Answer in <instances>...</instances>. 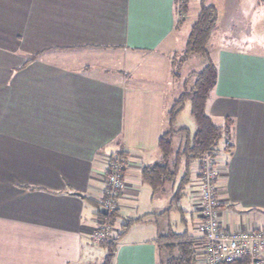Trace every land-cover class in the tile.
Wrapping results in <instances>:
<instances>
[{"label":"crops","instance_id":"1","mask_svg":"<svg viewBox=\"0 0 264 264\" xmlns=\"http://www.w3.org/2000/svg\"><path fill=\"white\" fill-rule=\"evenodd\" d=\"M187 14L175 29L174 0H0V264H100L105 249L92 234L117 150L127 164L110 237L131 224L113 264H158L172 232L193 235L203 263L198 165L182 159L159 189L141 175L161 161L162 133L174 132V152L190 141L176 140L187 129L180 111L169 118L186 90L170 59ZM261 28L246 49L208 44L217 78L206 112L217 125L231 121V151L215 156L219 225L230 231L264 226Z\"/></svg>","mask_w":264,"mask_h":264},{"label":"trees","instance_id":"2","mask_svg":"<svg viewBox=\"0 0 264 264\" xmlns=\"http://www.w3.org/2000/svg\"><path fill=\"white\" fill-rule=\"evenodd\" d=\"M174 2L177 16L175 29H179L189 11L190 0H174ZM217 19V8L208 3L207 0H199L198 13L186 36L182 59H186L190 54H199L203 58L204 65L199 71L191 73L192 86L183 92L169 111V118L172 121L181 110L184 100H189L195 130L191 140L179 152H174L172 145L173 131L169 130L160 135L157 145L162 152L161 161L141 169L142 178L153 189L162 188L167 181L174 178L176 172L174 167H178L181 159L189 165L196 160L200 162V159L206 153L215 157L221 151L225 153L231 151L232 144L227 139L230 134L231 121H226L224 125H217L206 112V102L217 78V69L210 58L208 50V41L217 26ZM175 153L178 155L176 161L170 160L172 154ZM174 200L176 202L179 200V193L176 194ZM116 210L106 215L98 212V221L108 219L107 221L112 225ZM130 224L131 220L123 222L114 235H111L105 242L98 243V246L105 249V255L100 264H113L116 244ZM198 244L193 235L172 232L167 239L162 240L160 243L162 256L158 264H201L197 256ZM245 262V259H240L229 264H244Z\"/></svg>","mask_w":264,"mask_h":264},{"label":"built area","instance_id":"3","mask_svg":"<svg viewBox=\"0 0 264 264\" xmlns=\"http://www.w3.org/2000/svg\"><path fill=\"white\" fill-rule=\"evenodd\" d=\"M127 159L122 150H117L106 158L102 198L100 206L107 213L116 210L120 192L124 188V171ZM214 157L206 153L199 162L196 181L195 209L199 216L203 264H229L245 259L244 264H263L264 228L256 227L236 231L222 229L219 225L218 208L220 199L214 170ZM104 219L92 234L96 243L105 242L112 232V225Z\"/></svg>","mask_w":264,"mask_h":264},{"label":"rangeland","instance_id":"4","mask_svg":"<svg viewBox=\"0 0 264 264\" xmlns=\"http://www.w3.org/2000/svg\"><path fill=\"white\" fill-rule=\"evenodd\" d=\"M198 1L199 0H190V9L187 14L186 22L180 31L181 34L187 32L190 24L195 19V15L198 12ZM207 2L213 4L218 10L217 26L213 30L208 41L209 47L213 48L214 46L225 45L228 47L246 49L249 45L254 46V42L256 40L255 35H257L258 32L263 29L261 27L264 26V0H207ZM237 2L238 8L234 11H231L234 7L233 5H235ZM184 46L185 43L180 40L177 52L172 57V63L170 59V65L172 64L174 77H176V79L179 80L178 82L181 84H183L182 82H185L187 90L190 86V83L192 82L191 73L199 71L203 67L204 62L202 56L195 53L190 54L186 59H182ZM111 59L114 61L118 60L119 57L112 56ZM97 60L99 62L101 61V59ZM136 65L132 64L130 69H132V66L134 69L138 68ZM162 66L163 64H161L160 68ZM139 68L141 69L142 66ZM176 123L182 124L187 128L182 135H179L176 138V140H181L182 143L186 140V138L187 140H191L195 124L190 113L189 100H184ZM227 139H231V133ZM173 157L174 154L172 155V159ZM193 163L198 165L199 170V162L197 163L196 160ZM213 165L216 172L215 177L217 179L220 171L218 166L220 165H218L217 159L215 157ZM102 179L104 180V173ZM172 222L177 226L180 225L178 220L176 222L173 220ZM258 227L264 228L263 225ZM95 248L103 252V248L100 246L95 245Z\"/></svg>","mask_w":264,"mask_h":264},{"label":"water","instance_id":"5","mask_svg":"<svg viewBox=\"0 0 264 264\" xmlns=\"http://www.w3.org/2000/svg\"><path fill=\"white\" fill-rule=\"evenodd\" d=\"M99 212H100L101 214H104V215L107 214V211H106L104 208H102L101 206H100V208H99Z\"/></svg>","mask_w":264,"mask_h":264}]
</instances>
